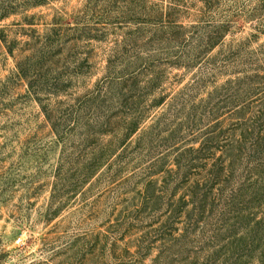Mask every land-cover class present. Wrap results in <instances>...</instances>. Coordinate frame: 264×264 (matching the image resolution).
Returning a JSON list of instances; mask_svg holds the SVG:
<instances>
[{
	"label": "rangeland",
	"instance_id": "1",
	"mask_svg": "<svg viewBox=\"0 0 264 264\" xmlns=\"http://www.w3.org/2000/svg\"><path fill=\"white\" fill-rule=\"evenodd\" d=\"M0 264H264V0H0Z\"/></svg>",
	"mask_w": 264,
	"mask_h": 264
}]
</instances>
